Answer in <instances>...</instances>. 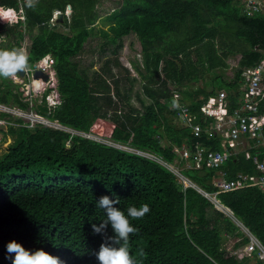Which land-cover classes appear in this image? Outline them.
I'll use <instances>...</instances> for the list:
<instances>
[{
  "label": "trees",
  "instance_id": "trees-1",
  "mask_svg": "<svg viewBox=\"0 0 264 264\" xmlns=\"http://www.w3.org/2000/svg\"><path fill=\"white\" fill-rule=\"evenodd\" d=\"M97 1L35 0L29 8L26 0H0V6L16 11L21 7L23 12V20L0 23V49L21 48L29 40L28 67L51 56L60 100L53 108L44 99L32 108L9 78L0 77V105L23 112L34 109L78 133L147 153L168 165L183 164L180 173L194 187H184L175 174L149 157L41 125L29 127L0 112V120L12 122L0 132L13 139L0 159V264H12L6 245L13 240L65 264H99L100 245L111 243L105 233L92 229L106 219L96 203L103 196L118 200L113 206L126 215L130 206L149 205L143 218H130L138 229L129 240L137 264H264L254 251L249 258L236 251L249 245L248 237L198 192L216 193L212 179L217 171L232 180L238 173L254 174V165L238 154L219 169L205 164L200 170L187 168L175 147L198 140L221 151L219 139L195 137L176 120L179 109L171 110L175 94L196 113L220 89L228 94L230 112L238 106L242 69L264 57V15L243 12L242 0H120L104 18L107 30L94 33L92 26L103 11ZM67 6L72 9L69 22L62 16L61 22L51 25L53 12L63 15ZM131 33L137 36L140 64L138 59L129 63L150 101L142 111L111 109L115 103H128L130 90L121 94L120 73L113 69L129 74L119 57L123 38ZM95 34L101 36L99 55H109L96 70L82 68L78 58ZM230 55L240 56L230 81L215 75L209 81L213 90H194L202 71L227 69ZM259 113H264V100ZM216 198L264 248V195L247 188L218 193ZM112 235L109 225L106 236ZM141 249L144 257L138 255Z\"/></svg>",
  "mask_w": 264,
  "mask_h": 264
},
{
  "label": "built area",
  "instance_id": "built-area-1",
  "mask_svg": "<svg viewBox=\"0 0 264 264\" xmlns=\"http://www.w3.org/2000/svg\"><path fill=\"white\" fill-rule=\"evenodd\" d=\"M242 11L250 14H264V0H242ZM54 23V19L50 20L51 25H54ZM262 54L264 56V51ZM53 63V59L50 56H46L32 68H26L23 77L16 75L14 79L24 78L26 76L25 78H29L28 80H30L31 83H40V88L37 91L34 90V88L33 90H28V96L31 95V91L34 93L43 92L46 89L45 85L53 80L54 74L51 75L50 71ZM35 70H41L43 73L47 74L49 76V81L44 82L42 79H33L32 74ZM48 71H50V73H48ZM240 77L238 106L231 112L229 110L230 100L228 99V94L222 89L216 90L210 95L207 100L199 106L196 113L190 111L188 103L180 102L179 94L174 95L176 103L175 107L171 108V110L179 109L176 120L181 126L189 127L193 135L197 138H200L201 135L206 136L208 139L218 138L221 148V151H214L210 145L196 140L191 145L182 144L180 148L175 147L174 153L179 158V162L185 163L187 168L192 167L198 170L202 168L203 164L208 168L219 169L229 158L238 154H243L246 160L252 162L254 165V174L238 173L234 179L227 180L225 179V173L217 171L216 176L212 179V184L217 189L216 193L210 195L201 190H198V192L209 199L215 208L229 217L248 237V248L245 252L240 253L245 255L248 252L251 253L258 249V258L264 262V248L259 241L233 216L231 210L223 206L216 198V194L218 193L233 192L247 188H255L264 195V113H259V105L264 100V57L256 65L243 68ZM23 87L22 85L21 88ZM21 92H24V90L21 89ZM23 101L27 102L31 100H27L26 97H23ZM56 103H58L57 100L50 101L51 106ZM5 109L7 113H9L8 108L0 105V111L6 113ZM22 112L23 111L16 109L14 116L19 118ZM28 115L30 117L27 120L29 127L35 125L48 126L56 130L65 131L70 135L82 136L116 149L135 152L138 155L149 157L175 174L181 180L184 187L188 186L189 181L180 173L184 166L183 164L178 169L147 153L138 152L122 146L121 144L92 135L84 133L81 135L59 124H51L38 113H30ZM197 119H199V122H196Z\"/></svg>",
  "mask_w": 264,
  "mask_h": 264
},
{
  "label": "clouds",
  "instance_id": "clouds-1",
  "mask_svg": "<svg viewBox=\"0 0 264 264\" xmlns=\"http://www.w3.org/2000/svg\"><path fill=\"white\" fill-rule=\"evenodd\" d=\"M26 6L29 8L34 7L35 0H26ZM17 12H20V15L18 16V18H17ZM21 13H22V16H21ZM20 17H23V12H22L21 7L19 11H16L13 8H5V7L0 6V23L1 24L12 25L16 23L18 19H20ZM54 19H56L55 21H57V17H55ZM32 67H28V55H27L26 50L22 48H15L11 50L0 49V77L14 78L16 77L18 72L20 71L23 72L26 70V68H32ZM30 82L31 81L28 80L26 85H29ZM53 85L54 87L49 88L50 91L48 92L47 95H45V93L47 92L48 89L44 90L43 92L41 91L42 100L44 99L46 105L51 108L60 104L59 96L56 91V79ZM51 94H54L56 97L51 98ZM54 100H57L58 103L51 106L50 101H54ZM45 120L51 124H59L57 122L49 121L46 118ZM43 127L56 130L48 126H43ZM173 166L177 167L175 165ZM177 168L179 169V167ZM188 186H191V184L188 183ZM96 203H97V206L106 213V219L103 220L99 224V226H97L96 224H93L92 225L93 232L95 234L105 233L106 240L111 241L110 244L106 242L100 245L99 251L96 253V258L99 264H137V260L134 259L132 254L130 253L129 240H130V234H135L138 231V229L135 228L131 224L130 218L132 220H138V219L143 218L147 213L150 212L149 205L142 204L139 207L130 206L126 210L127 211V215H126L125 211L113 206L114 204L119 203L118 200L114 201L110 199L108 196H103L98 201H96ZM109 225L111 226V229L113 231V235L110 237L106 236V229L108 228ZM116 245H118V247ZM6 249H7V253L9 254L8 258L11 259L12 264H65V262L62 261L59 257L53 256L42 249L36 250L35 252L26 250L20 243H17L15 240L10 241L6 245ZM13 253H14V257L11 255ZM138 255L140 257H144L146 254L141 249Z\"/></svg>",
  "mask_w": 264,
  "mask_h": 264
},
{
  "label": "rangeland",
  "instance_id": "rangeland-1",
  "mask_svg": "<svg viewBox=\"0 0 264 264\" xmlns=\"http://www.w3.org/2000/svg\"><path fill=\"white\" fill-rule=\"evenodd\" d=\"M119 2L120 0H98L97 2H95V4H98L100 7V9H102L103 11H101V15L100 18H98L95 23L92 26V31L95 32H100L99 30H107V22L105 21V17L108 16L112 10L116 7H119ZM71 12L72 9L66 7L65 10L63 11V15L64 18L67 20V22H69L70 16H71ZM57 13H60L59 11H54L53 15H52V19H54L55 17H57ZM61 14V13H60ZM20 15V12H17V18ZM22 16V13H21ZM20 19H23V17H20ZM62 19V18H61ZM56 20V19H54ZM57 22V21H56ZM60 28V27H59ZM93 38L95 39H89L88 41V45L86 47V50H84V52L81 53V55L78 58L79 64L82 68H91V70H96L100 67L101 62H102V57L103 56H108V53H103L102 56L99 55V44L101 43V36L99 34H95V36H93ZM0 41H2V39H0ZM30 45L29 40H25L22 42V46L21 48L26 50ZM123 49H122V54L119 57V61H121V65L125 66L126 68H128L129 70V74L126 75L123 71L118 70V69H113V73L115 74H119V81H120V90H121V94H123V92L125 90H130L129 93V97H128V103L124 102L123 104H117L115 103V105L111 108L114 109L115 107H118L120 110L122 111H126L128 107L132 108L133 110H137V111H142L143 107L145 105H148L150 103V101L145 98L141 92V82L139 79V76L135 73V71L133 70L132 64H129V61H132L133 59H138L139 58V43L137 41V36L134 35L133 33H131L130 35L126 36L125 38H123ZM229 58V59H228ZM239 59V55H230L229 57L226 58L227 62L229 65H227V69L226 70H220V69H216L213 73L212 72H206V71H202L200 78L198 79V81L195 83V88L194 90H196L197 88L201 89V88H205V90L207 92H209L210 90H213V86L212 84L209 83V81L215 76V75H220L222 76L225 80L230 81V79H232L233 77V73L235 70V65H237V61ZM138 63L140 64V59H138ZM51 71V75L55 74L53 72V67L52 69H50ZM50 71H48V73H50ZM26 77V76H25ZM9 78V80H11V82L16 85L17 88V92H21V89L24 90V92H21V97L23 99V97H26L27 100H32V101H27L29 106L34 108V106L36 104H41V100H42V93L40 92H33L31 91V95L28 96V90H33V83H29V85H26V83L28 82L29 78ZM133 77V78H132ZM51 78V76H50ZM55 76L54 79L51 80V82L47 85H45L46 89L52 88L54 87V83H55ZM129 79H134V83L131 84V82L129 81ZM30 81V80H29ZM24 86L23 88H21V86ZM56 96L54 94H51V98H55ZM3 106V105H2ZM7 108V107H6ZM8 112L11 113H7L6 109L5 112L7 114H9L11 117L13 118H18L16 116H14V114L16 113V109L14 108H8ZM2 112V111H0ZM30 113H36L34 109H32L29 113H25L22 112L21 115L19 116L20 119H22L25 122H28L27 120L30 118L28 114ZM112 111H109V116L111 115ZM12 125V122H8L7 119L4 120H0V131H5L6 130V125ZM82 135V133H80ZM13 141L12 138H8L5 137L4 134H2L0 132V159L2 158L3 154L6 152L7 150V146L9 144H11ZM175 166H177V163L175 164ZM247 246L245 247V250H247ZM257 256L259 254V250L256 249L254 251ZM239 256V255H238Z\"/></svg>",
  "mask_w": 264,
  "mask_h": 264
},
{
  "label": "water",
  "instance_id": "water-1",
  "mask_svg": "<svg viewBox=\"0 0 264 264\" xmlns=\"http://www.w3.org/2000/svg\"><path fill=\"white\" fill-rule=\"evenodd\" d=\"M70 8V6H67ZM62 14L58 13L57 14V22H61ZM18 76L23 77L24 76V71H20L17 73ZM33 79H42L44 82L48 81L49 76L45 73H43L41 70H35L32 74ZM217 209V208H216ZM219 210V209H218ZM220 211V210H219Z\"/></svg>",
  "mask_w": 264,
  "mask_h": 264
},
{
  "label": "crops",
  "instance_id": "crops-1",
  "mask_svg": "<svg viewBox=\"0 0 264 264\" xmlns=\"http://www.w3.org/2000/svg\"><path fill=\"white\" fill-rule=\"evenodd\" d=\"M263 15H264V14H263ZM239 58H240V56H239ZM238 60H239V59H238ZM237 62H238V61H237ZM228 65H229V64H228ZM230 240H231V239L229 238V239H228V242H227V243H228V246H227V247H231V245H232V242H231ZM245 247H246V246H241V247H239L238 249H236V251L239 252V253H240V252H241V253H242V252H245ZM236 251H234V252H236ZM229 253H231V251H230ZM251 255H252V253L248 252V253L245 254L243 257H244V258H249Z\"/></svg>",
  "mask_w": 264,
  "mask_h": 264
},
{
  "label": "bare ground",
  "instance_id": "bare-ground-1",
  "mask_svg": "<svg viewBox=\"0 0 264 264\" xmlns=\"http://www.w3.org/2000/svg\"><path fill=\"white\" fill-rule=\"evenodd\" d=\"M40 83L38 84V83H36V82H34L33 83V88H34V90H38L39 88H40Z\"/></svg>",
  "mask_w": 264,
  "mask_h": 264
}]
</instances>
